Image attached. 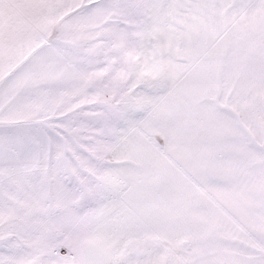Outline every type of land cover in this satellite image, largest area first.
<instances>
[{
  "label": "snow or ice",
  "instance_id": "obj_1",
  "mask_svg": "<svg viewBox=\"0 0 264 264\" xmlns=\"http://www.w3.org/2000/svg\"><path fill=\"white\" fill-rule=\"evenodd\" d=\"M0 264H264V0H0Z\"/></svg>",
  "mask_w": 264,
  "mask_h": 264
}]
</instances>
